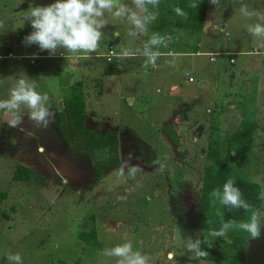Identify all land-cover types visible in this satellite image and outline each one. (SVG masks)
I'll return each instance as SVG.
<instances>
[{
  "label": "rangeland",
  "instance_id": "obj_1",
  "mask_svg": "<svg viewBox=\"0 0 264 264\" xmlns=\"http://www.w3.org/2000/svg\"><path fill=\"white\" fill-rule=\"evenodd\" d=\"M145 26L144 0H0V39L15 53L23 46L31 53L35 44L52 53L68 52L66 47L79 41L89 53H105L111 43L127 53L112 62L102 56L78 63L38 58L32 67L29 59L26 66H8L16 59H1L0 194H8L0 205V264L77 257L81 264H215L197 258L209 140L240 123L239 108L231 102L241 99L240 87L252 88L243 82L251 73L239 72L240 63L250 60L261 73L264 0H210L202 30L181 25L177 38L187 46L202 41L204 49L229 50L241 40V47H259L236 55V63L226 54L217 55L216 62L201 56L193 84L185 82L183 73L191 71L185 62L177 72L167 66L179 57L150 53L155 44ZM144 51L149 55H140ZM41 61H48L52 78ZM78 79L84 82L90 127L98 132L118 128L122 134L121 164L97 181L83 162L85 149L80 153L65 143L54 112L53 105L60 107ZM50 108L49 116L41 114ZM243 108L254 109L255 100L246 99ZM28 112L39 117L27 119L26 131L19 130ZM256 120L259 136L246 174L262 186V225L251 220L232 227L233 236L255 241L248 242L247 264H264V88ZM167 124L180 140L170 138ZM18 164L30 168L29 181L13 179ZM93 228L97 244L89 245L79 232Z\"/></svg>",
  "mask_w": 264,
  "mask_h": 264
},
{
  "label": "trees",
  "instance_id": "obj_2",
  "mask_svg": "<svg viewBox=\"0 0 264 264\" xmlns=\"http://www.w3.org/2000/svg\"><path fill=\"white\" fill-rule=\"evenodd\" d=\"M209 2L144 0L145 29L157 52H165L163 49L168 46L175 50L185 47L187 44L178 40L176 32L181 29V25L192 31L202 30ZM60 102L57 127L65 143L74 151L85 149V154L92 159L96 168L95 177L103 179L106 170L121 164L118 131L108 129L98 132L90 127L87 95L82 79L69 85ZM258 126L256 110L243 108L240 123L235 129H227L223 135H215L209 140L208 163L204 168L197 218L199 260L215 264H247L245 239H227L225 232L232 231V227L238 223L255 222L262 208V186L246 174L247 164L252 160ZM169 127L171 131L168 135L172 139L176 131L174 127ZM30 178V168L18 164L13 179L29 181ZM7 194L8 191L0 194V205ZM98 235L95 228L79 232L80 238L89 245L97 244ZM51 264H81V257L73 262L57 259L51 261Z\"/></svg>",
  "mask_w": 264,
  "mask_h": 264
},
{
  "label": "crops",
  "instance_id": "obj_3",
  "mask_svg": "<svg viewBox=\"0 0 264 264\" xmlns=\"http://www.w3.org/2000/svg\"><path fill=\"white\" fill-rule=\"evenodd\" d=\"M224 27H226L225 25H224ZM48 37V36H47ZM46 37V38H47ZM53 38V37H52ZM53 41H54V38H53ZM198 41H200V38H198ZM200 42H202V41H200ZM199 42V46L197 45V41L196 42H194V43H191V42H189V45L187 46V45H185V47H183V48H179L178 50H173L172 48L173 47H171V46H168V47H165V49H163L165 52H157L158 50L154 47V49L152 50L151 49V51H150V53H153L154 54V56L156 57V56H164L165 54H169L170 56H172V57H179V58H172L169 62H168V64H167V66L168 67H171V68H173V72H177V70H178V67L180 66V64H181V60L183 61V62H185L187 65H188V67H190V69H191V71H189V70H186L184 73H183V76L185 77V82H187V83H189V84H193V83H195L196 82V80H197V78H196V75H195V73H193V71L195 70H198V69H200V66H201V56H207L208 58H209V60L210 61H212V62H216L217 61V55L219 56V55H224V54H226V55H229V56H231L230 57V59H229V61L231 62V58H234L235 59V62H233V63H236L237 62V58L235 57L236 55H239V54H245V55H250L248 52L249 51H251V50H253L252 48L255 46L256 48L258 47V46H256V45H248L247 43H245L244 45V47H241L240 46V43H241V40L240 41H237L236 42V44H234L233 46H231V48L229 49V50H225V49H219V47L217 46V47H214L213 49L212 48H208V49H204L203 48V43H200ZM4 43H6V42H4V40L3 39H0V66H1V59H5V60H10V59H16V60H14V61H12V62H10L9 64H8V66H16V65H20V66H22V65H24L25 64V66H26V64H28L29 62H30V66L32 67V65H35L36 64V61H38L37 59L38 58H45V59H51V58H55V57H60V59L61 58H63L65 61H68V62H75V63H78V62H83L84 60H86V59H88V58H91V57H97V56H102V57H104V54L107 52H105V53H89L88 52V46L86 45V50H84V51H82V52H80V51H75V50H73V46L75 45V44H79V43H83V42H81V41H79V42H75V43H73L72 45L70 44L68 47H66V49H67V51L68 52H64L62 49L61 50H59V52L58 53H52V51L50 50V49H48V48H44V47H38L39 46V44L38 45H36L35 44V46L33 47V52H31V53H25V50H24V48H25V46H23L22 47V50H21V52H19V53H15V52H13L11 49H9V48H6V46H5V44ZM191 43V44H190ZM84 44V43H83ZM261 45H262V50L261 51H264V42H262V43H260ZM94 45V44H93ZM110 45H112V43L110 44ZM109 45V46H110ZM255 47H254V49H255ZM184 48H186V49H184ZM259 48V47H258ZM257 48V49H258ZM118 52V51H117ZM9 53H13V55L14 56H9ZM61 53H64V54H66L67 56H60V54ZM124 54H127V53H122V52H118V55L119 56H117V57H120V56H122V55H124ZM140 55H149V54H147V52L146 51H144V52H142V53H140ZM211 55H214V60H211ZM117 57L115 58V60L117 59ZM29 59V62H27V60ZM232 63V62H231ZM161 64V63H160ZM24 66V67H25ZM48 66H49V63H48V61H41V68L42 69H44L43 71H44V73L46 74V76H47V78L48 79H50V78H52V77H49V76H51V75H48V74H50V72H49V70H48ZM256 68H261V67H256ZM48 70V71H47ZM51 70V69H50ZM239 72H241V73H251L250 74V76H246V78H244L243 79V82H244V84L246 83V82H248V83H251L252 84V88H249L248 86L246 87V90H240L241 89V87H240V89H239V91L237 92V94H239V96H240V102L238 103V102H231V103H233L232 104V106L236 109V108H239V110H237V113L239 112L240 114H241V116L240 117H242V109H241V106H242V102L244 101V100H246V99H249V98H251V99H254L255 100V110H256V118H257V116H258V114H259V111L260 110H262V88H264V84L262 85V79H263V77H262V72H264V58L262 57V69H261V73H259V72H257L254 68L252 69V64H251V61L250 60H244V61H242L241 63H240V66H239V70H238ZM253 71V72H252ZM198 72H199V70H198ZM187 73H189V75H187ZM42 75V74H41ZM41 75L40 76H38L40 79H43L42 77H41ZM190 76H192L193 78H194V80L193 81H190L189 80V77ZM19 79H21L23 82H24V80H27L28 78H27V76H24V77H21V78H19ZM264 80V79H263ZM77 81V80H76ZM75 81V82H76ZM75 82H73L72 81V83H70V84H73V83H75ZM148 82V81H147ZM147 82H146V84H147ZM142 83L144 84V81H142ZM29 84V86H30V83H28ZM53 84V83H52ZM51 88H52V85L50 86ZM10 92V91H9ZM50 92V91H49ZM11 93V92H10ZM236 93V92H235ZM54 95L55 94H53V93H49V99L51 98V99H53V97H54ZM87 95V94H86ZM197 99H198V96L196 95V93L194 94V99H193V101L194 102H197ZM188 103H191V102H188ZM230 103V104H231ZM54 106V109H55V113L56 114H58V112H59V107H58V103L56 102L55 103V105H53ZM52 106V107H53ZM50 109H52V108H50ZM46 111H47V109H46ZM46 111H41L40 110V112H41V114H44V112L45 113H47V116H49L48 114L49 113H52L53 112V109L52 110H49L50 112H46ZM31 113L30 112H28V113H26V116L20 121V123H22V124H20L19 125V130H24V131H26V129L24 128V127H26V125L25 124H28L29 122H31L32 121V119H36L37 117H39L38 115H30ZM58 116V115H57ZM239 116V115H238ZM47 118V117H46ZM27 119H29L30 121L29 122H27ZM109 120H110V118H109ZM88 122H89V120H88ZM257 122H258V124H259V121L257 120ZM170 123V122H169ZM129 127H130V125H128ZM170 125L169 124H167V126H165V128H168ZM128 127V128H129ZM260 124H259V126H258V129L260 130ZM93 129H95V128H93ZM108 129H115V130H117L118 131V133H119V136H120V141H121V139H122V134H121V132H120V129H118V128H110V127H108V126H106L104 129H103V131L102 132H104V131H106V130H108ZM130 129V128H129ZM174 130H176L175 128H173ZM258 129H257V135H256V139H255V141H257V139H258ZM96 130V129H95ZM97 131V130H96ZM126 134V133H125ZM128 134V133H127ZM131 135H132V133H130V135H128V137H131ZM124 136V135H123ZM176 137L178 136L177 134L175 135ZM178 138V137H177ZM179 139V138H178ZM180 140V139H179ZM41 145V144H40ZM39 145V150H41L42 151V149H41V147L42 146H40ZM43 145V144H42ZM258 182V181H257ZM258 221H260V224L262 225V208H261V210L259 211V213L257 214V219H256V224L258 223ZM228 231V233L230 234V235H232V236H229V238L227 237V235H226V238L227 239H234V238H238V237H236V236H233V233L235 232L234 230H232V231H229V230H227ZM227 231L225 232L226 234H228L227 233ZM245 241H246V260H247V251H248V242L250 241V242H255V241H253V240H251V239H245ZM255 254L256 253H254V255H253V257H255ZM252 257V258H253ZM78 258V257H77Z\"/></svg>",
  "mask_w": 264,
  "mask_h": 264
},
{
  "label": "built area",
  "instance_id": "obj_4",
  "mask_svg": "<svg viewBox=\"0 0 264 264\" xmlns=\"http://www.w3.org/2000/svg\"><path fill=\"white\" fill-rule=\"evenodd\" d=\"M24 37H25V35H24ZM46 40L53 41V38L50 37V36H48L46 38ZM96 44L97 43L94 42V45H96ZM73 50L82 52V51L86 50V45L83 44V43L75 44L73 46ZM256 52H257V48H255L254 50L249 51L248 53L249 54H252V53H256ZM261 53H262V55L264 57V51H262ZM9 56L12 57L14 55H13V53H9ZM60 56H67V55L64 54V53H61ZM117 56H119L118 55V52L116 51V49L114 48L113 45H110L109 48H108V50H107V52L104 54V57L107 59L108 62H112ZM214 58H215L214 55H211V60H214ZM231 62L232 63L235 62V59L234 58H231ZM187 75H189V73H187ZM189 80L190 81H193L194 78L192 76H190L189 77Z\"/></svg>",
  "mask_w": 264,
  "mask_h": 264
},
{
  "label": "flooded vegetation",
  "instance_id": "obj_5",
  "mask_svg": "<svg viewBox=\"0 0 264 264\" xmlns=\"http://www.w3.org/2000/svg\"><path fill=\"white\" fill-rule=\"evenodd\" d=\"M123 147V146H122ZM121 147V148H122ZM140 154V153H139ZM128 157V156H127ZM141 157L142 158H145L144 157V154H141ZM122 161V160H121ZM83 162H85L87 165H86V168H87V170L89 171V173L88 174H91V180H93V181H97V180H99V179H97L96 177H95V174L97 173V171H96V168H95V166H94V163H93V161H92V159L88 156V155H85L84 156V159H83ZM147 165V164H146ZM85 167V166H84ZM127 174V173H126ZM106 176V171H105V173H104V176H103V178Z\"/></svg>",
  "mask_w": 264,
  "mask_h": 264
}]
</instances>
